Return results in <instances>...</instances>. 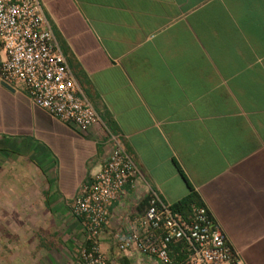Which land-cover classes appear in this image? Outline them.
Listing matches in <instances>:
<instances>
[{
  "label": "crops",
  "instance_id": "0c3cea01",
  "mask_svg": "<svg viewBox=\"0 0 264 264\" xmlns=\"http://www.w3.org/2000/svg\"><path fill=\"white\" fill-rule=\"evenodd\" d=\"M40 1L100 120L74 129L0 81V264H75L69 203L108 130L139 172L109 204L108 258L160 264L117 243L151 189L172 204L188 181L240 263L264 264V0Z\"/></svg>",
  "mask_w": 264,
  "mask_h": 264
},
{
  "label": "built area",
  "instance_id": "2783aa9c",
  "mask_svg": "<svg viewBox=\"0 0 264 264\" xmlns=\"http://www.w3.org/2000/svg\"><path fill=\"white\" fill-rule=\"evenodd\" d=\"M0 81L26 93L33 104L78 130L100 115L81 88L60 48L40 0H0ZM109 153L91 182L69 203L84 240L75 264H118L100 249L109 204L139 175L118 132L108 130ZM135 227L117 243L160 264H241L206 205L190 204L185 215L151 189Z\"/></svg>",
  "mask_w": 264,
  "mask_h": 264
},
{
  "label": "trees",
  "instance_id": "16d2710c",
  "mask_svg": "<svg viewBox=\"0 0 264 264\" xmlns=\"http://www.w3.org/2000/svg\"><path fill=\"white\" fill-rule=\"evenodd\" d=\"M189 192L186 196L181 198L180 200L171 204L172 209L180 211L183 214H187L190 208V204L194 203L197 205H205L197 192L193 189V187L188 183Z\"/></svg>",
  "mask_w": 264,
  "mask_h": 264
},
{
  "label": "water",
  "instance_id": "95a60500",
  "mask_svg": "<svg viewBox=\"0 0 264 264\" xmlns=\"http://www.w3.org/2000/svg\"><path fill=\"white\" fill-rule=\"evenodd\" d=\"M2 84H3L6 88H8L9 90L13 91V89H12L10 86H8L7 84H5V83H3V82H2Z\"/></svg>",
  "mask_w": 264,
  "mask_h": 264
},
{
  "label": "rangeland",
  "instance_id": "374dc122",
  "mask_svg": "<svg viewBox=\"0 0 264 264\" xmlns=\"http://www.w3.org/2000/svg\"><path fill=\"white\" fill-rule=\"evenodd\" d=\"M157 264V263H156Z\"/></svg>",
  "mask_w": 264,
  "mask_h": 264
}]
</instances>
